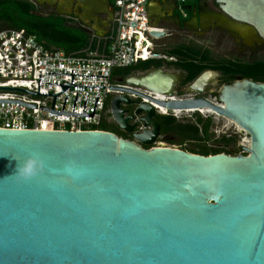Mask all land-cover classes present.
<instances>
[{
    "label": "water",
    "instance_id": "95a60500",
    "mask_svg": "<svg viewBox=\"0 0 264 264\" xmlns=\"http://www.w3.org/2000/svg\"><path fill=\"white\" fill-rule=\"evenodd\" d=\"M216 4L264 41V0ZM173 80L159 68L111 89L169 113L205 107L225 116L250 135L247 154L154 145L161 125L146 101L136 110L146 127L137 141L101 129L0 128V264H264V82L227 84L219 102L158 99L132 87L165 94ZM123 101L113 97L111 113L133 132ZM30 158L36 171L25 177Z\"/></svg>",
    "mask_w": 264,
    "mask_h": 264
},
{
    "label": "built area",
    "instance_id": "2783aa9c",
    "mask_svg": "<svg viewBox=\"0 0 264 264\" xmlns=\"http://www.w3.org/2000/svg\"><path fill=\"white\" fill-rule=\"evenodd\" d=\"M110 1L112 19L104 35L79 23L91 42L78 52L49 48L25 28L0 30V128L100 130L111 113V86L119 84L113 81L117 69L152 58L174 59L162 52L163 38L151 33L165 29L151 24L149 0ZM189 1L178 0L183 17L189 15ZM143 91L156 97V92Z\"/></svg>",
    "mask_w": 264,
    "mask_h": 264
},
{
    "label": "flooded vegetation",
    "instance_id": "af4514ba",
    "mask_svg": "<svg viewBox=\"0 0 264 264\" xmlns=\"http://www.w3.org/2000/svg\"><path fill=\"white\" fill-rule=\"evenodd\" d=\"M29 1L44 9H49L50 13L65 17H77L75 16V4L80 0ZM105 5L107 7L104 14L108 15L109 11L107 8L113 6L108 0H106ZM191 9L198 12L197 19L189 17V15L183 17L177 13L169 19V34L166 39L175 37L177 39V41L175 40V46H183L181 48L182 52L173 55L174 59L171 61L157 58V61H162V66H152L149 69H135L124 77H118L119 84H126L125 80L131 76H146L152 71L162 68L166 73L171 74L174 80L169 87H164L167 92L165 94L156 93V98H159L157 95L160 94L166 96L167 100L210 99L219 102L222 88L225 85L246 79L241 74L227 72V68L233 67V64L236 62L259 59L256 56L264 53V41L259 37L258 33L249 25L237 22L222 12L216 4V0L212 4L207 3V1L199 6L192 4ZM221 14L227 17L225 23L221 22ZM209 29L216 30L218 33V45H214L211 40H208L209 44H206V31ZM225 37H229L234 44H230L229 48L225 46L221 50L222 39H225ZM164 45V48H173L167 47V44ZM243 49L250 50L249 59H245L242 56ZM232 54L236 55L233 56ZM196 71L198 72L192 76ZM137 88L141 91L146 89L144 87ZM117 95H124L130 99V102H121L120 108L124 111V116H134V118L129 120V123L134 124L135 129L133 132H128L115 122L116 126L113 132L120 137L133 140L136 132H141L146 128L144 122L141 121L143 114H136L138 106L144 100L139 94L113 89L112 98ZM156 110L157 113L153 119L161 125L160 114L162 112L160 109L156 108Z\"/></svg>",
    "mask_w": 264,
    "mask_h": 264
},
{
    "label": "trees",
    "instance_id": "16d2710c",
    "mask_svg": "<svg viewBox=\"0 0 264 264\" xmlns=\"http://www.w3.org/2000/svg\"><path fill=\"white\" fill-rule=\"evenodd\" d=\"M201 1L203 0H194L193 4H199ZM37 11L36 4L29 0H0V30L4 28H25L29 33L36 35L37 39L47 47L62 48L69 53L81 51L90 45L91 36L88 30L76 24L71 18L54 13L45 15ZM182 47L163 48L162 52L173 56L181 53ZM162 64L161 60L157 61L153 58L140 61L135 65L117 69L114 72V77H124L135 69H149L152 66H162ZM233 65V67L227 68V72L238 73L244 78L264 82V58L236 62ZM160 123L162 134L169 133L176 138L172 142H178L179 144L197 142V147L186 148L190 152L210 155L222 152L237 154L242 150L244 151L242 146L234 152L228 149L229 144L236 140L234 136L222 135L219 139H213L211 117L203 118L197 113L194 121L185 122L178 120L173 115L160 114ZM99 128L113 132L107 122H103ZM211 141H214V146L209 145ZM144 147L148 148L147 146ZM244 154L247 153L244 152Z\"/></svg>",
    "mask_w": 264,
    "mask_h": 264
},
{
    "label": "rangeland",
    "instance_id": "374dc122",
    "mask_svg": "<svg viewBox=\"0 0 264 264\" xmlns=\"http://www.w3.org/2000/svg\"><path fill=\"white\" fill-rule=\"evenodd\" d=\"M80 1L84 2L85 4H93L95 7L98 5V0H80ZM213 1L214 0H207V3L212 4ZM37 9H38V11H37L38 13L45 14V15L50 14V10L47 8L44 9L38 5ZM69 18H71L76 24H79V21L76 17L71 16ZM220 18L222 20L221 21L222 23H225L227 20V17H225L222 14L220 15ZM222 33H225V32H222ZM217 35H218V33L216 32V30H213V29L210 30L209 29L208 31H206V44H209L208 40L209 41L211 40L214 43V45H218ZM175 40L177 41V39H175V37H172L169 39L163 38L161 40V44L163 45L162 47L164 48V46H165L164 44H167V47H175V45H176ZM230 44H234V43H232V41H231V39H229V37H225V39H222L221 50H223L225 46L227 48H229L228 46ZM232 55L235 56L236 54H232ZM242 56L245 59H249L250 50L249 49H243ZM256 57L257 58L264 57V53H260ZM256 57H254V58H256ZM113 81L119 82L117 77H114ZM197 113H199L203 118H206V117L212 118V124L213 125L211 128V131L214 133V137H213L214 140L219 139L222 135H226L227 137H230V136L236 137V140L234 142L230 143L228 146V149L230 151L234 152L240 146H242L244 148L249 146L251 139H250V135L248 134V132L245 129H243L241 126L237 125V123H235L231 119H229L225 116H222L220 114H203L199 111H195V112H190V113L183 112L180 115L172 112V113H169V115H173L178 120L186 122V121H194ZM106 120H107L109 128L114 129L116 125H115V120L113 119L112 113H107ZM174 139H176L174 137V135H171L169 133L161 134V136L157 139L156 144H154V145H166V146H170V147H178L180 149L185 148L184 150H187L186 148L197 147V145H198V144H196L197 142H185L183 144H179L178 142H172V141H174ZM133 140L137 141L136 138H134ZM213 142L214 141H211L209 143V145L214 146ZM244 152L245 151L242 150L237 154H244ZM237 154H232V155H237Z\"/></svg>",
    "mask_w": 264,
    "mask_h": 264
},
{
    "label": "crops",
    "instance_id": "0c3cea01",
    "mask_svg": "<svg viewBox=\"0 0 264 264\" xmlns=\"http://www.w3.org/2000/svg\"><path fill=\"white\" fill-rule=\"evenodd\" d=\"M110 3L111 1L108 0ZM194 0L189 1L186 4V9L189 13V17H194L197 19V11L191 9V5ZM207 0L201 1L199 6L203 3H206ZM81 15L77 16L79 23L88 25L93 29V31L99 35H104L111 23L113 7H108V15L104 14L106 10V0H98V5L95 7L93 4H85L81 2ZM112 4V3H111ZM206 9V8H205ZM180 14L178 10V0H149L148 2V14L150 22L154 27L162 28L168 31L169 28V19L173 17L174 14Z\"/></svg>",
    "mask_w": 264,
    "mask_h": 264
},
{
    "label": "bare ground",
    "instance_id": "6f19581e",
    "mask_svg": "<svg viewBox=\"0 0 264 264\" xmlns=\"http://www.w3.org/2000/svg\"><path fill=\"white\" fill-rule=\"evenodd\" d=\"M153 94H156V93H153ZM159 98L158 99H166V96H162L160 94L157 95ZM155 103V102H154ZM156 107L160 109V111L164 114H167L169 113V109L167 107H164V106H161V105H158L157 103H155ZM194 111H200L201 113L203 114H218L212 110H209L205 107H201L199 109H190V108H187V109H174L173 112L180 115L181 113L183 112H194ZM238 125V124H237Z\"/></svg>",
    "mask_w": 264,
    "mask_h": 264
},
{
    "label": "clouds",
    "instance_id": "9594fccd",
    "mask_svg": "<svg viewBox=\"0 0 264 264\" xmlns=\"http://www.w3.org/2000/svg\"><path fill=\"white\" fill-rule=\"evenodd\" d=\"M37 161L34 159H28L24 166L20 169L21 174L25 177H29L35 174Z\"/></svg>",
    "mask_w": 264,
    "mask_h": 264
}]
</instances>
